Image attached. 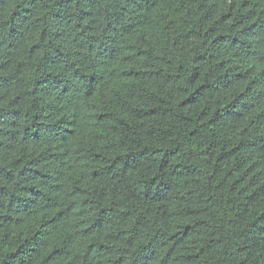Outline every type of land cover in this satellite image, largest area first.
<instances>
[{
  "label": "trees",
  "instance_id": "obj_1",
  "mask_svg": "<svg viewBox=\"0 0 264 264\" xmlns=\"http://www.w3.org/2000/svg\"><path fill=\"white\" fill-rule=\"evenodd\" d=\"M0 264H264V0H0Z\"/></svg>",
  "mask_w": 264,
  "mask_h": 264
}]
</instances>
